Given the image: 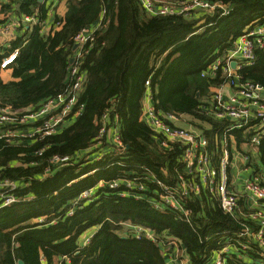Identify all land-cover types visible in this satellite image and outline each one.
Returning <instances> with one entry per match:
<instances>
[{"label":"trees","instance_id":"trees-1","mask_svg":"<svg viewBox=\"0 0 264 264\" xmlns=\"http://www.w3.org/2000/svg\"><path fill=\"white\" fill-rule=\"evenodd\" d=\"M208 1L228 4L232 11L228 15H221L220 9L209 13L194 10L187 16L151 15L140 0H67L65 16L55 17V22L60 21L58 28L42 33L39 24L30 25L16 38L13 48L21 50L13 69L15 79L5 82L0 74V106H37L65 89L74 37L83 27L96 23L103 12L107 22L83 63L87 82L80 96L82 113L70 116L67 124L42 141L10 144L0 139V177L21 181L23 185L16 191L19 196L32 195L0 209V264H18L20 259L25 264H167L166 251L173 245L162 242L172 239L180 242L190 264L210 263L236 224L206 190L186 199L192 211L189 221L179 211L154 207L149 197H158L159 188L150 182L143 198L121 196L120 189L107 186L96 189L91 199L74 204L101 179L130 176L127 171H141L144 166L163 177L161 167L170 175L181 167V147L160 149L154 131L140 119L148 78L158 110L188 114L203 122L195 124L208 136L209 149L218 163L217 136L226 123L200 109L211 88L222 79L203 77L202 71L248 26L264 22V0ZM52 4L0 1V25L11 9L19 15L37 12L40 20H46ZM201 19L205 23L199 25ZM256 53L255 64L244 66L240 75L264 85V49ZM112 107L119 115L124 157L110 151L95 161L102 149L112 147H96L100 118ZM114 120L111 114L109 124ZM235 135L240 148L251 134L237 131ZM43 147L42 156L34 154ZM88 149L86 157H77L76 163L42 177L54 154L77 155ZM34 160L38 164L30 165ZM260 161L264 166V136ZM71 209L74 212L69 215ZM39 218L44 221L38 222ZM127 221L155 231L158 241L126 234L121 223ZM95 227L90 242L82 245V236ZM257 251L254 245L248 251L231 252L226 262L263 264Z\"/></svg>","mask_w":264,"mask_h":264},{"label":"built area","instance_id":"built-area-1","mask_svg":"<svg viewBox=\"0 0 264 264\" xmlns=\"http://www.w3.org/2000/svg\"><path fill=\"white\" fill-rule=\"evenodd\" d=\"M7 3L9 0H0ZM143 8L151 15H190L194 10L213 12L221 10V15H228L232 8L221 2L211 3L208 0H140ZM54 6V5H53ZM9 10L6 21L0 25V74H12L21 47L13 48V42L21 36L25 28L39 24L40 31L46 33L60 26L55 22L56 15L53 7L46 20H40L38 13L34 15L15 14ZM52 18L50 19V17ZM58 16V15H57ZM199 25L205 23L201 19ZM104 12L100 19L85 26L74 37V53L70 58L66 74L65 89L37 106L14 108L0 106V139L10 144H19L31 140L42 141L45 137L55 134L67 124L70 116L80 115L84 104L80 96L84 91L87 74L83 68L86 56L94 49L98 31L106 27ZM264 49V22H254L243 33L238 35L232 45L223 55L211 62L203 71L202 76L220 77L222 82L211 88V95L206 104L201 105L200 113L215 121L226 123L224 131L217 136L220 144L218 163L214 161L213 153L209 149V138L204 130L195 123H203L188 114L163 112L156 108L153 100L151 79L145 82L142 114L140 119L155 133L158 146L164 151L179 145L182 156L179 159L181 167L175 168L170 175L166 167H161L162 176L148 167L130 170L124 175L112 180L101 179L95 187L84 190L74 201L80 203L84 199H91L96 189L109 186L120 189L121 196L143 198L144 190L149 189V182L159 188L158 197H149L150 203L161 209H174L182 213L189 221L192 211L186 206V199L191 195H198L206 190L216 197L221 208L236 224L224 245L218 249L209 264H227L226 255L231 252L248 251L255 245L264 264V168L260 163V145L264 136V85L251 80H243L240 71L244 66L254 65L257 58L256 51ZM111 114L115 120L109 124ZM192 117V119H186ZM71 118V119H72ZM198 121V122H197ZM120 122L118 113L110 108L100 118V129L96 136V147L111 144V148L102 149L96 154L95 161L102 159L108 152L124 157L125 145L120 136ZM242 131L251 134L243 145V150L234 148L235 133ZM247 137V135H243ZM237 139V138H236ZM45 147L34 152L42 156ZM91 149L83 154H54L48 160V166L42 173L47 177L54 170L76 163L77 157H86ZM89 157V156H87ZM239 162V166L236 163ZM30 165H37L34 160ZM264 167V166H263ZM242 171L248 176L243 179V188L236 187L237 174ZM93 172V171H92ZM91 172V173H92ZM167 179V180H166ZM23 183L0 177V209L21 200L31 199L32 195L19 196L16 191ZM74 209L69 211L72 215ZM39 218L38 222H43ZM124 231L128 235L145 237L157 242L155 231L140 224L122 222ZM88 230L82 236V245L90 242L96 231ZM162 244H172L167 248V264H187L188 258L177 239ZM64 259L68 258L65 256ZM59 264H62L61 262Z\"/></svg>","mask_w":264,"mask_h":264},{"label":"crops","instance_id":"crops-1","mask_svg":"<svg viewBox=\"0 0 264 264\" xmlns=\"http://www.w3.org/2000/svg\"><path fill=\"white\" fill-rule=\"evenodd\" d=\"M47 2V5H50V3H53L52 4V7H53V13L55 15H58L60 17H63L65 16V13H66V10H67V0H45ZM54 5V6H53ZM17 14V13H15ZM52 18V16L50 17V19ZM201 22V21H200ZM1 77L2 79L5 81V82H8V81H11L13 80L12 78V74L8 73V72H5V73H2L1 74ZM238 143H237V139L235 138L234 139V148L236 150H243V148L245 147L243 145V143L240 145V148H238ZM261 163V161H260ZM239 162L236 163L237 166H239ZM262 164V163H261ZM262 168H264L262 166ZM237 174V180H236V187L239 189V190H242L243 188V179L248 176L247 172L245 171H242L240 174H238V172H236ZM187 264H190L189 263V259H188V262L187 260L185 261Z\"/></svg>","mask_w":264,"mask_h":264},{"label":"water","instance_id":"water-1","mask_svg":"<svg viewBox=\"0 0 264 264\" xmlns=\"http://www.w3.org/2000/svg\"><path fill=\"white\" fill-rule=\"evenodd\" d=\"M40 2H44L45 0H39ZM77 45L74 46V49L76 48ZM18 264H25L24 260L20 259L18 261Z\"/></svg>","mask_w":264,"mask_h":264},{"label":"rangeland","instance_id":"rangeland-1","mask_svg":"<svg viewBox=\"0 0 264 264\" xmlns=\"http://www.w3.org/2000/svg\"><path fill=\"white\" fill-rule=\"evenodd\" d=\"M186 119H192V120H194L192 117H188V118H186ZM198 122V121H197Z\"/></svg>","mask_w":264,"mask_h":264}]
</instances>
